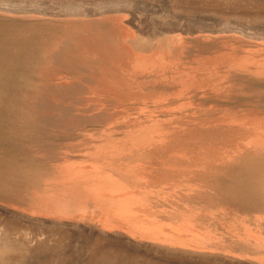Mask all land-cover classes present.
I'll use <instances>...</instances> for the list:
<instances>
[{"label":"rangeland","instance_id":"1","mask_svg":"<svg viewBox=\"0 0 264 264\" xmlns=\"http://www.w3.org/2000/svg\"><path fill=\"white\" fill-rule=\"evenodd\" d=\"M264 0H0V264H264Z\"/></svg>","mask_w":264,"mask_h":264},{"label":"bare ground","instance_id":"2","mask_svg":"<svg viewBox=\"0 0 264 264\" xmlns=\"http://www.w3.org/2000/svg\"><path fill=\"white\" fill-rule=\"evenodd\" d=\"M254 166H255V168L258 169V170L260 171V173H262L263 176H264V161H263L262 163H260V164H255Z\"/></svg>","mask_w":264,"mask_h":264}]
</instances>
